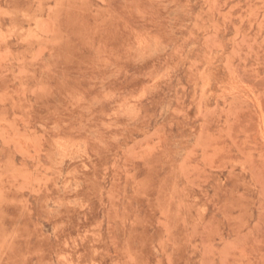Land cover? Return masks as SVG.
Wrapping results in <instances>:
<instances>
[{"label": "rangeland", "instance_id": "rangeland-1", "mask_svg": "<svg viewBox=\"0 0 264 264\" xmlns=\"http://www.w3.org/2000/svg\"><path fill=\"white\" fill-rule=\"evenodd\" d=\"M0 264H264V0H0Z\"/></svg>", "mask_w": 264, "mask_h": 264}]
</instances>
